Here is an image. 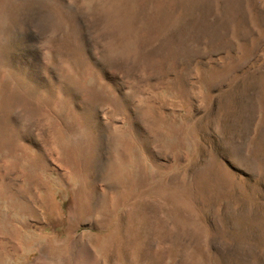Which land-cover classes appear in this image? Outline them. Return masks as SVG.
Segmentation results:
<instances>
[{"label": "rangeland", "instance_id": "1", "mask_svg": "<svg viewBox=\"0 0 264 264\" xmlns=\"http://www.w3.org/2000/svg\"><path fill=\"white\" fill-rule=\"evenodd\" d=\"M0 264H264V0H0Z\"/></svg>", "mask_w": 264, "mask_h": 264}]
</instances>
